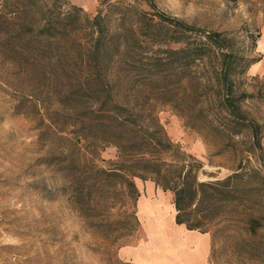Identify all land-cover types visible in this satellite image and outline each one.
Listing matches in <instances>:
<instances>
[{"label":"trees","instance_id":"obj_1","mask_svg":"<svg viewBox=\"0 0 264 264\" xmlns=\"http://www.w3.org/2000/svg\"><path fill=\"white\" fill-rule=\"evenodd\" d=\"M0 59L15 71V111L35 121L45 147L35 162L52 177L35 184L43 197L65 196L86 227L118 239L138 223L135 179L149 180L172 193L175 224L210 234L211 259L264 264V171L240 159L201 180L215 175L158 117L169 108L215 154L264 164L263 124L243 107L263 93L245 86L259 58L234 35L153 0H99L92 14L68 0H0ZM107 146L114 159L101 158Z\"/></svg>","mask_w":264,"mask_h":264},{"label":"rangeland","instance_id":"obj_2","mask_svg":"<svg viewBox=\"0 0 264 264\" xmlns=\"http://www.w3.org/2000/svg\"><path fill=\"white\" fill-rule=\"evenodd\" d=\"M68 1L89 14L99 5V0ZM153 1L158 9L188 23L231 33L248 58H259L247 69L245 86L252 90L256 84L263 93L245 101L243 107L263 124L264 132V0ZM14 75L12 67L0 59V264H189L190 255L197 258L193 264H233L229 259H211L209 233L175 224L172 193L149 180L135 179L138 223L118 239H105L86 227L65 196L43 197L35 184H51L52 177L35 162L45 147L38 140L35 121L15 111L19 96L12 83ZM158 117L171 140L215 175L202 173L201 180L226 176L240 159L264 171V164L253 155L215 154L213 145L187 128L169 108L161 109ZM115 156L113 146L101 152L104 160ZM171 228L177 230L176 235Z\"/></svg>","mask_w":264,"mask_h":264},{"label":"bare ground","instance_id":"obj_3","mask_svg":"<svg viewBox=\"0 0 264 264\" xmlns=\"http://www.w3.org/2000/svg\"><path fill=\"white\" fill-rule=\"evenodd\" d=\"M171 233L176 235L177 234V230H174L173 228H171ZM199 257L202 258V255H199ZM188 260H190L189 264H193L197 260V258L194 257L193 255H190Z\"/></svg>","mask_w":264,"mask_h":264}]
</instances>
